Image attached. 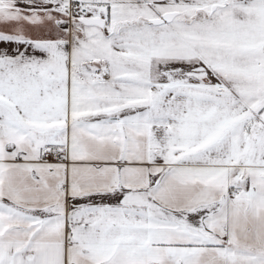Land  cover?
<instances>
[{
  "label": "snow or ice",
  "instance_id": "obj_1",
  "mask_svg": "<svg viewBox=\"0 0 264 264\" xmlns=\"http://www.w3.org/2000/svg\"><path fill=\"white\" fill-rule=\"evenodd\" d=\"M0 264H264V0H0Z\"/></svg>",
  "mask_w": 264,
  "mask_h": 264
}]
</instances>
